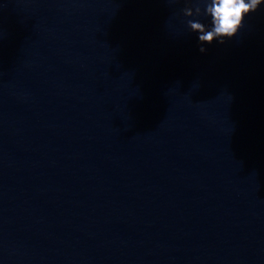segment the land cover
<instances>
[{
    "label": "water",
    "instance_id": "95a60500",
    "mask_svg": "<svg viewBox=\"0 0 264 264\" xmlns=\"http://www.w3.org/2000/svg\"><path fill=\"white\" fill-rule=\"evenodd\" d=\"M195 2L0 0V264H264V4Z\"/></svg>",
    "mask_w": 264,
    "mask_h": 264
},
{
    "label": "clouds",
    "instance_id": "9594fccd",
    "mask_svg": "<svg viewBox=\"0 0 264 264\" xmlns=\"http://www.w3.org/2000/svg\"><path fill=\"white\" fill-rule=\"evenodd\" d=\"M195 4L199 5V0ZM264 0H211L206 6V13L210 17L209 27L205 23L189 20L188 24L192 31L197 32L200 42V52L204 53L207 49L204 43L211 44L217 41L223 44L227 39L235 36L243 27L245 17L255 12ZM186 15H191L189 9H183Z\"/></svg>",
    "mask_w": 264,
    "mask_h": 264
}]
</instances>
